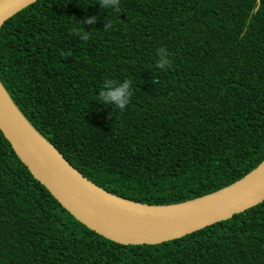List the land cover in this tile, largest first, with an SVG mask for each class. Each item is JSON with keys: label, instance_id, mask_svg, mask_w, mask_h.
<instances>
[{"label": "trees", "instance_id": "trees-1", "mask_svg": "<svg viewBox=\"0 0 264 264\" xmlns=\"http://www.w3.org/2000/svg\"><path fill=\"white\" fill-rule=\"evenodd\" d=\"M105 79L132 82L124 110L97 99ZM0 83L104 190L200 198L264 160V0H36L0 26ZM0 264H264V200L175 240L120 244L76 220L0 131Z\"/></svg>", "mask_w": 264, "mask_h": 264}, {"label": "water", "instance_id": "water-1", "mask_svg": "<svg viewBox=\"0 0 264 264\" xmlns=\"http://www.w3.org/2000/svg\"><path fill=\"white\" fill-rule=\"evenodd\" d=\"M36 0H0V26ZM0 88H4L0 83ZM0 99V131L15 154L79 222L120 244L154 245L226 220L264 200V160L232 185L190 201L151 205L116 196L84 177L24 118Z\"/></svg>", "mask_w": 264, "mask_h": 264}, {"label": "clouds", "instance_id": "clouds-1", "mask_svg": "<svg viewBox=\"0 0 264 264\" xmlns=\"http://www.w3.org/2000/svg\"><path fill=\"white\" fill-rule=\"evenodd\" d=\"M98 4L102 9L118 10L120 7V0H98ZM96 16H88L83 19V24H94ZM111 25L105 24L104 28L107 30ZM79 38L83 41L89 39L87 31L77 33ZM63 55V53H62ZM159 60L157 66L164 69L169 64V56L166 49L161 48L158 50ZM132 82L130 80H123L115 82L112 79H105L97 94V99L103 105H111L113 108L124 110L129 104L132 95L131 89Z\"/></svg>", "mask_w": 264, "mask_h": 264}, {"label": "bare ground", "instance_id": "bare-ground-1", "mask_svg": "<svg viewBox=\"0 0 264 264\" xmlns=\"http://www.w3.org/2000/svg\"><path fill=\"white\" fill-rule=\"evenodd\" d=\"M4 91V90H3ZM2 90H1V88H0V99L3 101V102H5V100L7 101V98H6V96H5V94H4V92H3ZM5 99V100H4Z\"/></svg>", "mask_w": 264, "mask_h": 264}]
</instances>
